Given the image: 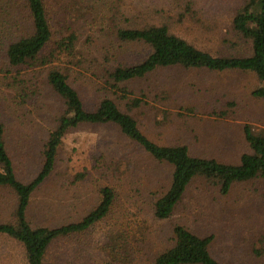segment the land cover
I'll use <instances>...</instances> for the list:
<instances>
[{
  "label": "rangeland",
  "instance_id": "374dc122",
  "mask_svg": "<svg viewBox=\"0 0 264 264\" xmlns=\"http://www.w3.org/2000/svg\"><path fill=\"white\" fill-rule=\"evenodd\" d=\"M47 4L52 39L45 50L53 49L59 37L75 34L73 57L62 56L52 66L68 75L86 108L93 109L108 96L151 139L186 145L193 155L225 163H237L250 151L245 123L264 134V99L251 95L259 84L251 73L171 66L121 83L126 97L110 86L109 71L137 64L148 52L143 44L120 40L118 28L165 24L204 51L228 54L232 50L224 42L233 40L228 14L234 0H47ZM9 72L14 69L0 65V114L16 176L27 183L41 168L42 144L63 105L44 72L36 74L35 94L21 102ZM133 98L141 100L139 106L132 105ZM171 171L116 125L86 124L70 131L54 170L30 196L28 218L49 227L78 222L100 202L104 186L113 189L114 200L109 214L88 231L56 239L44 264H154L156 254L173 244L172 230L178 224L200 236L214 235L210 252L224 264H259L245 258L256 228L264 227V194L256 190L264 188L261 180L234 184L222 195L216 186L195 179L173 214L160 220L153 215V203L168 189ZM15 201L12 190L0 187V222L12 218ZM109 231L123 235L116 241ZM0 264H26L22 248L4 237Z\"/></svg>",
  "mask_w": 264,
  "mask_h": 264
},
{
  "label": "trees",
  "instance_id": "16d2710c",
  "mask_svg": "<svg viewBox=\"0 0 264 264\" xmlns=\"http://www.w3.org/2000/svg\"><path fill=\"white\" fill-rule=\"evenodd\" d=\"M228 15L233 40L224 43L232 52L220 55L198 48L172 33L165 24L118 28L120 40L143 44L148 52L137 64L118 65L109 71L112 90L121 91L126 97L127 89L121 88V83L142 78L158 68L180 66L251 73L259 81L258 86L251 90V95L264 99V0H234ZM51 39L47 0H0V65L5 63L14 69L13 73H9L15 94L21 102L28 98V94L34 95L36 89L32 88H36V74L44 72V80L63 105L56 125L42 144L41 168L27 183L16 176L0 114V187L12 190L16 200L11 211L12 218L0 222V237L22 248L26 264H44L47 251L56 239L88 231L111 211L114 191L110 186H104L100 190V202L78 222L57 227L35 225L26 214L30 196L54 170L58 150L66 135L81 125H116L125 137L153 160L171 167L169 187L153 203V215L160 220L168 219L173 214L195 179L216 186L222 195L228 194L237 183L261 180L264 184V134L255 133L251 125H243L244 139L250 151L243 153L237 163L193 155L186 145L161 144L147 136L137 121L129 113L121 111L108 96L101 98L93 109L86 108L68 75L52 66L62 56L73 57L75 34L59 37L54 48L47 52L45 49ZM131 103L139 106L141 100L133 98ZM256 190L264 194V188ZM258 227L249 245L250 255L245 259L251 258L264 264V227ZM116 234L108 232L111 239L119 241L123 234L119 237ZM172 234L173 244L156 254L154 264H224L210 252L214 235L200 236L180 224L173 227Z\"/></svg>",
  "mask_w": 264,
  "mask_h": 264
}]
</instances>
